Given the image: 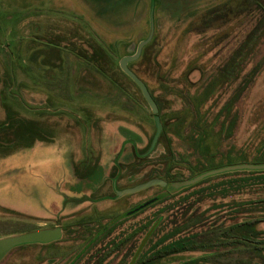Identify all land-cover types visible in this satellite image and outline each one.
<instances>
[{
  "label": "rangeland",
  "instance_id": "obj_1",
  "mask_svg": "<svg viewBox=\"0 0 264 264\" xmlns=\"http://www.w3.org/2000/svg\"><path fill=\"white\" fill-rule=\"evenodd\" d=\"M150 2L0 0V238L62 230L0 264H264V173L171 186L264 154V0Z\"/></svg>",
  "mask_w": 264,
  "mask_h": 264
},
{
  "label": "water",
  "instance_id": "obj_2",
  "mask_svg": "<svg viewBox=\"0 0 264 264\" xmlns=\"http://www.w3.org/2000/svg\"><path fill=\"white\" fill-rule=\"evenodd\" d=\"M154 34V20L153 16H151V31L147 39L141 41L137 47V51L133 55L124 56L120 61L121 68L138 84L141 88L146 100L151 106L152 112L154 113V120L156 124V134L152 140V144L149 149V153L155 148L158 143L159 137L161 135L163 126L159 116V107L153 98L152 94L150 93L146 83L138 77V75L129 67V63L136 61L140 58L144 47L151 41ZM264 170V163L263 164H255V163H239V164H231L227 166H223L221 168H215L206 172H203L193 178L183 180L180 182H173L171 186L173 187H183L193 185L206 177L227 172L233 170ZM168 183L166 180L162 178H152L145 182L139 183L133 187H127L121 190H116V196L120 197L126 194H132L139 192L141 190L150 188L154 185H161L166 186ZM157 198H152L144 202L143 204L139 205L135 209L129 212V214L135 213L142 208L152 204L155 202ZM62 230L59 227L53 229H44V230H37L32 232H27L19 235H11L4 238H0V261L16 246L25 244V243H48L54 240L61 238Z\"/></svg>",
  "mask_w": 264,
  "mask_h": 264
},
{
  "label": "trees",
  "instance_id": "obj_3",
  "mask_svg": "<svg viewBox=\"0 0 264 264\" xmlns=\"http://www.w3.org/2000/svg\"><path fill=\"white\" fill-rule=\"evenodd\" d=\"M151 2V10L153 11L156 4H157V0H150ZM134 62V61H133ZM138 85V84H137ZM154 98V97H153ZM159 114V113H158ZM160 116V115H159ZM160 120H161V117H160ZM36 124V123H35ZM163 126V124H162ZM138 136V135H137ZM142 138H140V136H138V138L136 137L135 139H131V140H128V142L132 143V147H133V153L135 155V158L136 159H144L145 156L151 154V152L154 150H152L150 153H149V149H150V146L152 144V140L150 142V144H146L144 146V149L142 151H139L138 150V146L136 145V141L137 140H140ZM141 142H143V140H141ZM158 144V143H157ZM156 147V146H155ZM249 161H242L241 163H247ZM250 163H255V164H263L264 163V154L260 155L258 158H256L255 160L253 161H250ZM118 168V173H115L112 177V183L114 184V186L116 187L117 185V181H118V178H119V174H120V170H119V165L117 164V167ZM253 172H257V173H264V170H251ZM260 220L256 219V220H251V221H246V222H241V223H238V224H235L234 226H231L229 228V230L226 232V234L228 236L232 235L233 231L235 232H238L240 233L239 231L240 230H245L247 229L248 227H253L256 223H258ZM253 231V230H251ZM252 233V232H250ZM244 236H242V239H246V236L247 234H243ZM183 249H190V247H188L187 245L183 248Z\"/></svg>",
  "mask_w": 264,
  "mask_h": 264
},
{
  "label": "crops",
  "instance_id": "obj_4",
  "mask_svg": "<svg viewBox=\"0 0 264 264\" xmlns=\"http://www.w3.org/2000/svg\"><path fill=\"white\" fill-rule=\"evenodd\" d=\"M117 127H118L120 130H121V129H124V130H125V129H128V128H125L124 126H117ZM128 131H129V129H128ZM130 138H131V137H128L127 139H129V140L133 139V138H131V139H130ZM112 165H114V162L111 163V166H112ZM106 169H107V168H106ZM106 169H105V170H106ZM107 170H108V169H107ZM106 178H108V176H106Z\"/></svg>",
  "mask_w": 264,
  "mask_h": 264
},
{
  "label": "flooded vegetation",
  "instance_id": "obj_5",
  "mask_svg": "<svg viewBox=\"0 0 264 264\" xmlns=\"http://www.w3.org/2000/svg\"><path fill=\"white\" fill-rule=\"evenodd\" d=\"M119 155H120V154H119L118 152L115 154V156H114V158H113V162H114V164H115V162L117 161ZM113 185H114V184H113Z\"/></svg>",
  "mask_w": 264,
  "mask_h": 264
}]
</instances>
